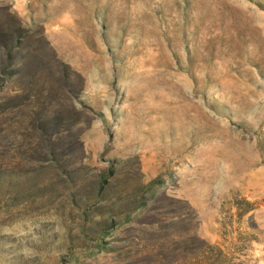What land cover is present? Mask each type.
<instances>
[{
    "label": "rangeland",
    "instance_id": "1",
    "mask_svg": "<svg viewBox=\"0 0 264 264\" xmlns=\"http://www.w3.org/2000/svg\"><path fill=\"white\" fill-rule=\"evenodd\" d=\"M0 264H264V0H0Z\"/></svg>",
    "mask_w": 264,
    "mask_h": 264
}]
</instances>
